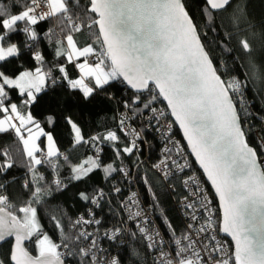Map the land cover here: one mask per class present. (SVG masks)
I'll list each match as a JSON object with an SVG mask.
<instances>
[{
	"label": "snow or ice",
	"instance_id": "6c2138e0",
	"mask_svg": "<svg viewBox=\"0 0 264 264\" xmlns=\"http://www.w3.org/2000/svg\"><path fill=\"white\" fill-rule=\"evenodd\" d=\"M45 22L43 39L52 43L58 61L47 67L37 50L38 26ZM17 32L27 37L19 45L11 41ZM25 51L34 70L17 66ZM69 64L78 70L76 78ZM250 79L264 82V19H255L248 0H0V264H122V257L100 246L102 223L92 207L74 219L48 208L59 242L44 230L40 214L54 193L69 187L59 178L61 168L71 182L94 171L109 183L116 174L129 181L144 166L141 145L152 127L165 142L150 165L155 179L172 193L177 186L188 191L183 227L163 214L164 230L156 226L151 209L159 207V197L145 172L137 179L151 205L136 192L125 194L127 200L121 195L127 215L103 237L115 243L125 235L139 237L145 253L154 254L151 264H264V142L257 148L248 139ZM117 82L130 94L113 117L115 131L86 136L76 120L65 117L72 148L87 146L93 155L61 151L31 111L50 89L65 88L96 103ZM16 95L19 103L13 102ZM55 122L49 115L46 125ZM175 127L186 144L176 138ZM103 145L120 165L101 159ZM189 156L203 180L194 175ZM127 158H133V168L123 166ZM20 167L27 178L14 193L11 170ZM109 191L120 195L122 189ZM77 196L96 209L102 201L113 202L103 188Z\"/></svg>",
	"mask_w": 264,
	"mask_h": 264
},
{
	"label": "trees",
	"instance_id": "16d2710c",
	"mask_svg": "<svg viewBox=\"0 0 264 264\" xmlns=\"http://www.w3.org/2000/svg\"><path fill=\"white\" fill-rule=\"evenodd\" d=\"M248 4L250 12L254 14V17L258 22L264 19V0H248ZM48 27L49 25L47 22L38 26L42 39L39 42L37 50L45 55L47 62L46 67L58 62L54 56L52 43L43 39V32L46 31ZM26 39V35L21 32H17L11 37V41L18 45ZM214 39V35L210 34L209 40ZM22 55L23 59H17V66L34 70L33 65L35 62L30 59V53L25 51L22 52ZM67 70L72 78H76L78 75L77 69L71 64L67 65ZM238 71L244 72L247 71V69H238ZM53 73L56 74V69H53ZM129 94V91L117 82L109 85L105 94L98 97L96 103H89L88 101L82 100L79 94L71 92L65 88L57 87L55 89H50L47 95L41 94L43 100L39 104L33 105L31 111L37 121L41 123L42 127H45L47 131H52L61 151H70L83 158L86 155H93V150L88 149L87 146L77 149L72 148V133L70 126L66 123L65 117L71 116L76 120L86 136L88 134H97V132L103 133L106 130L115 131L116 121L113 117L119 115L117 109L120 107V101L126 98ZM109 95L112 96V99L108 98ZM246 95L251 104L250 111L253 113L248 117V139L252 146L258 148V144L264 142V82H261L259 79H250ZM21 99L22 98L16 95L13 97V102L19 103ZM49 115L55 117V124L46 125V120ZM174 129L176 135L181 138L177 127ZM144 136L147 142L142 144V154L139 155L140 160L144 161V166L143 168L134 169L132 171L135 176L136 187L129 184V181H126L125 178L119 174H116V179L111 180V183H109L107 179H104L105 174L101 171H94L85 180L71 182L67 168H61L59 178L66 183H69V187L66 191L54 193L50 198L49 204L42 206L43 211H41L40 214L44 230L54 241L59 242V234L53 223L48 220V208H59L74 219L77 216L84 214L87 207H92V205H85L81 202L78 199L77 193L87 191L89 194H92L93 190L103 188L108 198L113 202L106 204L102 201V207L96 210L97 215L102 220L101 229L117 226L121 223L122 217L127 215L125 211H121V195H128L132 190H137L143 197L144 201L151 205L152 200L150 194L147 192L142 181L138 182L137 179L139 176L144 175L145 172L149 178L153 179L155 182L154 190L159 197V207L154 208V212L161 229L164 230L162 214L166 215L167 219L172 221L175 226L183 227V219L179 213L177 203H179L183 196H185V190L183 187L177 186L176 191L172 193L167 188L163 187L159 180L155 179L150 165L153 162H158L159 157L161 156V143L153 133L144 131ZM18 147V145H15L13 151ZM102 147L103 152L101 159L105 162L113 163L114 165H120L121 162L115 158L112 149L107 145H103ZM129 159L133 158L124 159L123 166L126 168H133V165L128 162ZM192 170L203 178L194 162ZM11 171L12 176L15 177V183L12 184L10 191L14 193L21 192L22 189L20 188V185L23 179L27 178L26 169L20 167L14 168ZM44 174L45 176H48V172H45ZM55 176L56 174L53 173L52 177H49V179H52ZM9 179L11 180L12 177H9ZM113 186L121 187L122 192L120 195L109 191ZM207 189L210 191L208 186ZM127 195H125V198ZM216 212L218 217L219 212L217 205ZM108 247L111 253L122 257V264H144L145 261H147V264H151L152 256H154V254L149 255L145 253L144 243L139 240V237L135 240L131 239L125 246H120L116 243H108ZM134 252L139 253V256L135 255Z\"/></svg>",
	"mask_w": 264,
	"mask_h": 264
},
{
	"label": "built area",
	"instance_id": "2783aa9c",
	"mask_svg": "<svg viewBox=\"0 0 264 264\" xmlns=\"http://www.w3.org/2000/svg\"><path fill=\"white\" fill-rule=\"evenodd\" d=\"M141 123H143V122H141ZM134 126H135V125H134ZM145 131H148V132H150V133H153V134L156 136L157 140L161 143V144H160V149H161V155H162V149H163V146H164V143H165V142H164V140H163L162 137H161V133L157 132V131L155 130V127L145 129ZM173 132H174L176 138H177L178 140H180V138H179V137L176 135V133H175V129H173ZM180 142H181L182 144H184L181 140H180ZM141 147H142V145H141ZM186 150H187V149H186ZM189 160H190V161H193L191 156H189ZM194 175L197 176V177H199L200 179L203 180V178H202L200 175H198V174H196V173H194ZM129 184H132V185H134V186L136 187L135 176H134L133 173H132V178L129 180ZM205 187L207 188L206 184H205ZM184 190H185V189H184ZM132 192H136V193L139 195V198L141 199V201H142L144 204H146V205H150V204H147V203L144 201L143 197L141 196V194H140L137 190H132L131 192L128 193V195H131ZM187 194H188V191L185 190V195H187ZM125 200H127V197L125 198ZM177 205H178V209H179V213H180V215H181V218L183 219V216H182V213H183V204H182V200H181L179 203H177ZM92 208H93V210H95V211L97 210V209L95 208L94 205H92ZM125 213H126V211H125ZM151 214H152V217L156 220V226H157L158 228L161 229V226H160V224H159V222H158V220H157V218H156V215H155V212H154V208L151 209ZM97 218L101 220V218H100L98 215H97ZM101 222H102V220H101ZM183 223H184V219H183ZM110 228H112V227L105 228V229H101V226H99V234H100V238H99V240H98L100 246H101L102 248L107 249L109 253H111V252H110V249H109V247H108V243L115 244V242L109 241L106 237H103L102 234H103V232H105L106 230H108V229H110ZM161 230H162V229H161ZM130 240H131V238L128 237L127 235H125V236H123V237L121 238L120 242H119V243H116V244H118V245H120V246H125V245L128 243V241H130ZM111 254H112V255H116V254H113V253H111Z\"/></svg>",
	"mask_w": 264,
	"mask_h": 264
},
{
	"label": "water",
	"instance_id": "95a60500",
	"mask_svg": "<svg viewBox=\"0 0 264 264\" xmlns=\"http://www.w3.org/2000/svg\"><path fill=\"white\" fill-rule=\"evenodd\" d=\"M177 129H178V127H177ZM178 131H179V133H180V135H181V138H182V140H183L182 131L179 130V129H178ZM183 142H184V144H186V141L183 140ZM192 159H193V162H194V157H192ZM194 164L196 165L197 169H198V170L200 171V173L202 174V170L199 168L198 164H196L195 162H194ZM202 176H203V174H202ZM203 178H204V177H203ZM207 186L209 187L210 191H212V189H211V185H210V184H207ZM216 205H217L218 212L220 213V210H219V207H218V201H216ZM226 239H228V240L230 241V237H227Z\"/></svg>",
	"mask_w": 264,
	"mask_h": 264
},
{
	"label": "clouds",
	"instance_id": "9594fccd",
	"mask_svg": "<svg viewBox=\"0 0 264 264\" xmlns=\"http://www.w3.org/2000/svg\"><path fill=\"white\" fill-rule=\"evenodd\" d=\"M180 140L183 142V140L180 138ZM184 143V142H183ZM193 160V159H192ZM219 217V216H218Z\"/></svg>",
	"mask_w": 264,
	"mask_h": 264
},
{
	"label": "crops",
	"instance_id": "0c3cea01",
	"mask_svg": "<svg viewBox=\"0 0 264 264\" xmlns=\"http://www.w3.org/2000/svg\"><path fill=\"white\" fill-rule=\"evenodd\" d=\"M78 71V70H77Z\"/></svg>",
	"mask_w": 264,
	"mask_h": 264
}]
</instances>
